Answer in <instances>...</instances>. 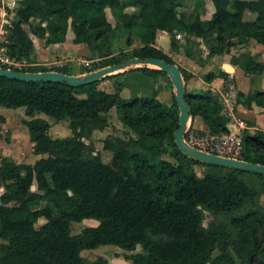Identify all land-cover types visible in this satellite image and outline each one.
Segmentation results:
<instances>
[{
    "label": "trees",
    "instance_id": "trees-1",
    "mask_svg": "<svg viewBox=\"0 0 264 264\" xmlns=\"http://www.w3.org/2000/svg\"><path fill=\"white\" fill-rule=\"evenodd\" d=\"M183 1L22 0L3 46L27 65L21 70L2 68L72 76L68 67H45L33 58L35 44L24 25L37 18L40 22L31 32L48 45L64 43L71 28L74 43L85 44L97 56V62L83 73L135 59L175 65L156 47L159 32L170 35L173 48H177L178 34L187 40L201 39L209 45L210 57L230 54L251 41L264 46V0H236L233 6L231 0H211L215 12L207 20L180 17L177 8ZM128 7L138 12L125 14ZM107 9L118 19L116 28L108 20ZM119 29L128 35L129 47L135 35L143 46L114 54ZM232 63L247 75L264 73V64L250 53L234 56ZM132 71L155 78L166 75L148 68ZM181 72L187 83L191 75ZM204 79L208 83L227 81L228 75L209 73ZM97 85L72 88L66 83L0 77V107L25 108L30 120L24 125L33 152L48 155L34 165H18L8 158L1 161L0 186L5 192L0 198V240L7 244L0 246V264H109L104 259L89 263L81 257L83 251L103 246L129 252L141 246L143 253L130 257L133 264H253L256 260L264 264V209L255 204L257 192L246 178L248 174L264 176L203 164L183 154L176 144L180 128L176 98L170 107L156 96L123 100L119 94L98 90ZM238 100L248 109L253 105L264 109V91L239 93ZM186 101L191 116L203 118L210 133L229 134L219 96L211 91L186 92ZM112 111L135 138L106 139L104 149L112 154L106 164L100 154H87L83 139L91 140L94 132L107 128ZM41 113L56 122L69 121L73 136L53 139L51 125L36 118ZM0 122L5 123V118L0 117ZM242 143V159L264 166V131L251 135L246 130ZM164 155L177 164L162 160ZM192 166L228 170L229 175L211 172L201 178ZM35 184L37 191L33 192ZM46 199L61 215H55L52 206L32 209ZM206 213L215 219L209 227L204 226ZM41 218L47 223L37 229ZM85 220L100 225L71 235L72 223ZM217 249L221 254L213 257Z\"/></svg>",
    "mask_w": 264,
    "mask_h": 264
},
{
    "label": "crops",
    "instance_id": "crops-1",
    "mask_svg": "<svg viewBox=\"0 0 264 264\" xmlns=\"http://www.w3.org/2000/svg\"><path fill=\"white\" fill-rule=\"evenodd\" d=\"M235 1L236 0H231L232 6ZM180 4H181L180 7L177 8V13L180 17L185 16L188 20L193 19L197 16H200L204 20H207L210 19L215 12V8L211 0H185ZM108 11H110L111 15L115 19V23H116L115 26H113V24L109 20ZM137 12H138L137 8H133V7H128L124 10V13L128 15H134ZM106 13L109 22L114 28H116L118 26V19L116 18L114 12L111 9H107ZM44 26H46V24H44ZM119 33L123 34L124 36L125 35L128 36L125 32L120 31L119 29L116 30V34H117L116 40L119 37ZM181 35H182V39L180 40L181 43L180 46L185 42L186 43L192 42L194 41V39H196L197 41H202L201 39H197L193 37L187 40L184 34ZM162 36L170 37V35H168L165 32H159L156 39V47L158 49H159V45L157 43L159 41V38ZM31 38L35 44V53L33 58L35 59L38 65H42L49 68L68 67L71 71L72 76H83L88 73H83L79 71L81 62L86 61L88 59L91 60L89 62H94L98 60L97 56H95L85 44L74 43L75 36L71 28L68 29L66 41L64 43L48 45L46 43V40H41L36 36ZM68 43H72L73 46H69L70 44L68 45ZM252 43H255L256 46H251V49L248 50L243 49L242 52L240 51V53H246V52L250 53L252 56L257 58L258 62L264 64V46L257 44L255 41H251V44ZM115 45L116 43L114 44V46ZM135 46L138 47L143 46L141 40L136 35L133 36V47L138 48ZM180 46L179 48L172 47L169 53H166L164 51L163 52L167 54L175 62L176 66H178L180 69L185 70L187 73L191 75L190 79L186 83V91H188L189 94H201L211 91L217 96H219L222 105L224 107V111H223L224 116L228 120L227 127L229 129V134H235L242 139L243 133L246 130L251 135L255 134V132L258 130L264 131V126H262V123L260 121L264 118V109L257 107L255 105H253L251 109H248L238 100L239 93L248 95L250 93L257 91H264V73L261 75H247L242 69H240L239 67L235 66L232 63V58L234 56L240 55L234 52H231L230 54L227 55L207 58L209 56L208 53L207 54L202 53L198 50V48L194 46H187V45L181 47ZM202 47H204V49L206 48V46H202ZM240 47H245V46H240ZM73 48L79 51L74 53ZM132 49H128V51ZM184 49H186V51ZM49 55H51V57H55L57 60L55 59L50 60ZM83 58H87V59H83ZM73 62H77L78 64L80 63L76 69L74 67H71V64ZM131 72L133 71L120 73V75L116 74V76L113 75L115 77H112L111 79L120 76H125L126 74ZM220 72H223L228 75L227 81H225L224 79H216L212 83H208L205 81L204 77L207 74L209 73L218 74ZM106 80L108 79L106 78L105 80L98 82L97 89L108 94H119L120 96H122L123 91L125 89V85H124L125 83L123 82L113 85L110 82H106ZM164 89H166V93L168 94L167 98L168 101H170L173 97L174 89L171 86L169 76L167 74L166 75L159 74L158 76H156L155 79L154 78L150 79V89H148L146 91L145 96L142 97L156 96L157 99L161 103H163L162 94ZM135 97H140V96L137 95ZM172 104L173 103H171V105ZM171 105L169 106L166 105V106L170 107ZM38 115L36 116V118L38 117ZM22 116L23 117L21 118V123L23 121L30 120V118H28L25 115V112L22 113ZM0 117L5 118V123L0 122V144L1 142H3L4 144L8 145V143H6L5 140L3 141V139L5 138L4 136L5 131L7 132L8 129H11L9 144L12 147L14 142V134L15 131L18 129H13L12 127H10V118H7L3 115H0ZM191 122H192L191 126L197 131L202 133L211 132L208 126L204 123L203 118L192 117ZM50 125L52 126V124ZM22 126L25 131L24 128L25 125ZM27 139L30 140L29 135H27ZM13 156L15 155L11 153V156H4V158H10L13 159V161H16V159H14Z\"/></svg>",
    "mask_w": 264,
    "mask_h": 264
},
{
    "label": "rangeland",
    "instance_id": "rangeland-1",
    "mask_svg": "<svg viewBox=\"0 0 264 264\" xmlns=\"http://www.w3.org/2000/svg\"><path fill=\"white\" fill-rule=\"evenodd\" d=\"M15 1L17 3L16 7H12L11 5L12 0H0V9H1L0 10V57L8 58L13 64L11 66L13 69L21 70L24 66L27 65V62H25L24 60H18V56L12 57V54L9 53L7 49L3 46V44L6 43L7 38L10 34V29L12 28L14 22L17 21L16 13L19 7L18 3L21 2L22 0H15ZM108 13H109L110 22L113 24V26H115L116 24L115 19L111 15L110 11H108ZM39 22H40L39 18H37V19H33L29 25H24V29L30 34L31 37H34L31 32L32 28L36 27ZM170 39H171L170 37H164V36L159 38V41L157 44L159 45V49L161 51H164L166 53L170 52L172 48ZM126 40H127V36L126 35L124 36L123 34L119 33V37L117 38L115 42L116 45L114 46V49H113L114 54H117V53L119 54L121 52L128 51V49L134 48V47H129L126 43ZM180 40L181 39H177V43H176L177 48H179L181 44ZM184 44H182L181 46H185V45L194 46L198 48L200 52L209 54V51H210L209 45H207V43L204 42L203 40L197 41L196 39H194V41L186 43L185 45ZM68 45L73 46L72 43H68ZM202 46H206L207 49L206 48L204 49V47ZM251 46H256V45L255 43L251 44L250 42L248 45H245L246 48L236 47V48H233L231 52H234L236 54H242L240 53V51L242 52L243 49H247V50L251 49ZM135 47H138V46H135ZM184 50L186 51V49ZM78 51L79 50L74 49V53ZM49 58L50 60H54V59L57 60L55 57H51V55H49ZM207 58H211V57L208 56ZM83 59H87V58H83ZM89 61L91 60L88 59L86 61L81 62V64L79 63L80 64L79 71L84 72L86 71V69L91 68L94 62H97V61H94V62H89ZM79 64L77 62H73L71 64V67H74L76 69ZM8 67L10 66L8 65ZM0 68H2L1 65H0ZM134 68L144 69L146 68V66H143V65L137 66V67L135 66ZM147 68L158 70L152 66L147 67ZM152 78L155 79V77L146 75L141 71H133L131 73L126 74L125 76H120L114 79L110 78L106 80V82H110L113 85L124 82L125 89L123 91L121 98L123 100H131L137 95L140 97L145 96L146 91L150 89V79ZM170 82H171L172 88L174 89L172 99L168 101V98H167L168 94L166 93V89H164L163 94H162V99H163L162 101L165 105H168V106L174 102V99L176 98V94H177V91L174 88L171 79H170ZM186 92L188 93V91ZM78 96L82 98V97H86V94H80ZM24 112H25V108H19V109L13 110V109H6L3 107H0V115L10 118V127H12L13 129H18L15 131L14 142H13L12 147L9 144L10 136H11V129H8L7 132L5 131V134H4L5 138L3 139V141L5 140L6 143H8V145L4 144L3 142H1L0 144V166H1V161L4 158V156H11V153L15 155L13 157L14 159H16L17 162L16 161L14 162L18 165H34L38 160L48 157V155L39 156V155L34 154L33 152L34 146L31 143V141L27 139V135H29L28 129L26 126H24L25 128V131H24L23 126H22L24 125L23 124L24 121L21 123V118L23 117L22 113ZM108 117H109L110 124L108 125L107 128H105L103 131L94 132L91 140L83 139V142L88 145L87 154L88 155L89 154H93V155L100 154L102 156L103 161L106 164H109L112 160V154L105 151L104 149V145H105L104 143L106 139L110 137H114V138L117 137V138L123 139L124 141H128L131 138H135V136L130 132V130H128L127 128H124L123 125L120 123L117 113L115 111H112ZM37 118H41L49 122L50 124H52L49 134L53 139H58V138L65 139V138H70L73 136L72 131L70 129L69 121L55 122L52 118L48 117L47 115L43 113L39 114ZM260 121L262 123V126H264V118ZM191 124L192 122L190 121L189 128L192 127ZM161 159L171 162L172 164H175V165L177 164V162L168 155L162 156ZM10 160H13V159H10ZM192 168L194 169L196 174L201 178H203L204 176H206L207 174L211 172H216L223 176L229 175L228 170L216 169L215 171H213V169L211 170L208 167H204V166H192ZM246 178H247V181L250 183V185L257 192V196L255 197V204L259 205L260 207L264 209V178H259L258 176L253 175V174H248ZM32 191L33 192L37 191L36 184L33 186ZM4 192H5L4 187L0 186V198L4 194ZM47 206H52L55 212V215L57 216L61 215L62 212L58 210L54 206V204L48 199H46L43 202L38 203L37 205L32 206V209L38 210V209H43ZM214 220L215 219L213 218V216H211L209 213H206L205 220H204V226L209 227L214 222ZM224 221H226V219H224ZM46 223H47V220L44 218H41L35 226L37 229H39ZM97 225H99V222L95 220H85L81 223H72L71 235L73 236L81 235L85 229L94 228ZM5 244H7V241L0 240V246L5 245ZM139 253H143L141 246H138V248L135 251H131V252L122 250L118 247H115L109 250L104 249L103 247H100L96 250L83 251L81 253V257L84 258L89 263H94L98 259H104V260H107L109 264H133L132 261L130 260V257L132 255L139 254ZM220 254H221V250L217 249L214 252L213 257H217ZM253 264H260V263L256 260L254 261Z\"/></svg>",
    "mask_w": 264,
    "mask_h": 264
},
{
    "label": "water",
    "instance_id": "water-1",
    "mask_svg": "<svg viewBox=\"0 0 264 264\" xmlns=\"http://www.w3.org/2000/svg\"><path fill=\"white\" fill-rule=\"evenodd\" d=\"M142 65L146 66V68L150 66L156 67V69L163 71L170 77L172 84L177 91L176 101L180 110V128L176 132V144L183 154L203 164L214 165L230 170H238L246 173H255L264 176L263 165H258L243 160H233L229 158L220 157L214 154L200 151L188 145L185 136L189 128V122L191 121L192 116L190 106L186 101V84L184 81V77L182 75L181 69L178 66L170 65L163 60H129L121 64L102 68L100 70L88 73L83 76H68L59 72L23 73L11 69L0 68V77H6L8 79L24 82L66 83L72 88H81L103 81L107 77L135 70V66L137 67ZM99 225H97L96 227H98ZM115 247L116 246H103L104 249L108 250Z\"/></svg>",
    "mask_w": 264,
    "mask_h": 264
},
{
    "label": "built area",
    "instance_id": "built-area-1",
    "mask_svg": "<svg viewBox=\"0 0 264 264\" xmlns=\"http://www.w3.org/2000/svg\"><path fill=\"white\" fill-rule=\"evenodd\" d=\"M11 5L16 7V1L12 0ZM177 39H182V35L178 34ZM0 65L2 67H8V65L11 67L13 64L8 58L0 57ZM185 139L188 145L200 151L233 160H243L244 146L242 139L235 134L216 135L202 133L190 127L186 132Z\"/></svg>",
    "mask_w": 264,
    "mask_h": 264
},
{
    "label": "bare ground",
    "instance_id": "bare-ground-1",
    "mask_svg": "<svg viewBox=\"0 0 264 264\" xmlns=\"http://www.w3.org/2000/svg\"><path fill=\"white\" fill-rule=\"evenodd\" d=\"M156 68V67H155Z\"/></svg>",
    "mask_w": 264,
    "mask_h": 264
}]
</instances>
